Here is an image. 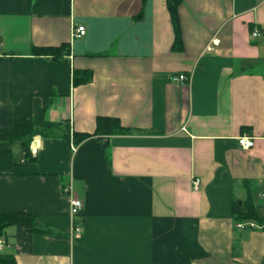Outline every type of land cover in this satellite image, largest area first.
I'll return each mask as SVG.
<instances>
[{
  "label": "crops",
  "instance_id": "1",
  "mask_svg": "<svg viewBox=\"0 0 264 264\" xmlns=\"http://www.w3.org/2000/svg\"><path fill=\"white\" fill-rule=\"evenodd\" d=\"M177 10L179 50L166 0H0V128L39 113L55 124L33 136L26 162L12 164L19 147L0 141V214L34 219L0 237L16 264L264 258V231L232 215L250 192L264 216V0H182ZM79 24L85 35L72 37ZM64 43L70 53L57 59L32 50ZM75 69L91 80L74 84ZM178 72L188 81H172ZM98 116L129 131L75 143ZM243 133L253 146L240 147ZM68 183L83 200L79 237Z\"/></svg>",
  "mask_w": 264,
  "mask_h": 264
},
{
  "label": "trees",
  "instance_id": "2",
  "mask_svg": "<svg viewBox=\"0 0 264 264\" xmlns=\"http://www.w3.org/2000/svg\"><path fill=\"white\" fill-rule=\"evenodd\" d=\"M142 1L145 2V0ZM181 2L182 0H166L167 9L170 15V21L172 23L174 31V41L172 48L175 50H179L182 47L180 24L177 10L178 5ZM32 50L34 54L47 55L54 59H57L63 57L64 55H68L70 53V46L69 43H64L59 46L33 48ZM91 78L92 72L90 70L75 69L73 71V83L76 85L86 83L90 81ZM54 125V123L46 121L44 115L42 113H39L38 115L33 116L29 119L24 118L18 124H15L10 128H0V141H6L11 146L17 145L20 149V157H18L14 152L10 151L9 155L12 164H16L20 161V159L23 162L32 159L33 156L30 153L29 144L33 136L38 133L41 135L45 134L43 131L50 132ZM128 131L129 129L123 127L118 118L98 116L96 118V129L93 133L74 132L72 136L75 143L92 140L95 142H99L102 145H106V143L101 142V139L103 137L125 134ZM63 139L69 141V132L64 135ZM2 154L3 152L0 151V156ZM232 215L237 223L252 221L253 223H255V225L250 226V228L262 229L264 231V216H260L258 214L257 208L254 205L250 192L248 193V196L245 200H237L233 202ZM33 220V216L24 213L0 214V237L4 235L3 231L7 225L21 224L30 225V227H33ZM0 264H16V262L12 254L0 251ZM259 264H264V258L260 261Z\"/></svg>",
  "mask_w": 264,
  "mask_h": 264
},
{
  "label": "built area",
  "instance_id": "3",
  "mask_svg": "<svg viewBox=\"0 0 264 264\" xmlns=\"http://www.w3.org/2000/svg\"><path fill=\"white\" fill-rule=\"evenodd\" d=\"M86 33L85 26L82 24L75 25L72 28V37H82ZM252 35L254 37H257L259 35V30L257 28H254ZM219 43V39L217 37L212 38L208 45L206 46L207 50H212L215 45ZM189 76L186 74V72H178L174 75H172L171 80L174 82H185L188 81ZM38 139L34 140V146L30 144L31 146V152L35 153L36 147L38 146ZM238 143L240 147L242 148H249L253 146L254 144V138L248 134H241L238 137ZM199 185V180L195 179L194 180V187H197ZM64 191L68 195V206H69V212L71 216V230H70V235L74 237H79L82 232V225L77 223L75 221V218L80 214L82 207H83V200L72 190L71 184L68 183L64 187ZM244 223H238L237 226L239 227H244ZM249 226H254L255 223L250 222L248 223ZM3 240L0 239V250H2L3 247Z\"/></svg>",
  "mask_w": 264,
  "mask_h": 264
},
{
  "label": "rangeland",
  "instance_id": "4",
  "mask_svg": "<svg viewBox=\"0 0 264 264\" xmlns=\"http://www.w3.org/2000/svg\"><path fill=\"white\" fill-rule=\"evenodd\" d=\"M246 224V222H244Z\"/></svg>",
  "mask_w": 264,
  "mask_h": 264
}]
</instances>
